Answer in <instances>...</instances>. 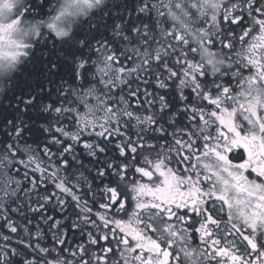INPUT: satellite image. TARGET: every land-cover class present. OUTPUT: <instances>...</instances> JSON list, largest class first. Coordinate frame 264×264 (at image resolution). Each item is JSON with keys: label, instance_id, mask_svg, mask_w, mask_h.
Instances as JSON below:
<instances>
[{"label": "snow or ice", "instance_id": "1", "mask_svg": "<svg viewBox=\"0 0 264 264\" xmlns=\"http://www.w3.org/2000/svg\"><path fill=\"white\" fill-rule=\"evenodd\" d=\"M0 264H264V0H0Z\"/></svg>", "mask_w": 264, "mask_h": 264}, {"label": "trees", "instance_id": "2", "mask_svg": "<svg viewBox=\"0 0 264 264\" xmlns=\"http://www.w3.org/2000/svg\"><path fill=\"white\" fill-rule=\"evenodd\" d=\"M44 115H46V114H44ZM34 118H35V117H34ZM177 119H178V123H179V120H180L181 118L178 117ZM36 123H37V126H38L40 123H43V121H42V120H37ZM29 142L31 143L32 140L30 139ZM85 163L87 164L88 161L86 160ZM58 218H59V216H58ZM34 223H35V221H34ZM75 235H76V238L78 239V238H79V233L77 232ZM72 237H73V233L70 231V232H69V238L71 239Z\"/></svg>", "mask_w": 264, "mask_h": 264}]
</instances>
